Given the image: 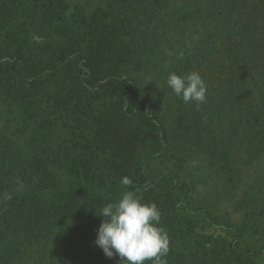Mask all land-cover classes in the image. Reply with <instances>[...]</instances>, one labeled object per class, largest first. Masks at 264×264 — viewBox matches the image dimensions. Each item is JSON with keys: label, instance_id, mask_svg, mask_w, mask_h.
<instances>
[{"label": "trees", "instance_id": "1", "mask_svg": "<svg viewBox=\"0 0 264 264\" xmlns=\"http://www.w3.org/2000/svg\"><path fill=\"white\" fill-rule=\"evenodd\" d=\"M32 2L19 30L0 23V96L22 111L0 132V264L52 244L60 264H119L95 244V211L124 191L161 211L167 264L264 257V0H107L75 21ZM192 71L208 85L199 110L166 83ZM55 107L74 112L62 137ZM193 158L201 177L158 165ZM236 191L247 232L217 213Z\"/></svg>", "mask_w": 264, "mask_h": 264}, {"label": "clouds", "instance_id": "2", "mask_svg": "<svg viewBox=\"0 0 264 264\" xmlns=\"http://www.w3.org/2000/svg\"><path fill=\"white\" fill-rule=\"evenodd\" d=\"M179 58L183 59V53ZM166 83L184 103H195L197 110L207 101L208 85L198 71L170 72ZM121 184L130 186L132 181L124 177ZM95 214L103 217L95 244L106 258L118 256L119 264H167L169 235L160 225L162 213L155 203L143 202L134 191H124Z\"/></svg>", "mask_w": 264, "mask_h": 264}, {"label": "rangeland", "instance_id": "3", "mask_svg": "<svg viewBox=\"0 0 264 264\" xmlns=\"http://www.w3.org/2000/svg\"><path fill=\"white\" fill-rule=\"evenodd\" d=\"M27 2L28 5L26 4ZM53 2L54 5L52 6H49L47 3H44L43 5L44 9H42L41 7V10L46 11V8H49L51 10L54 8L55 11L56 7L61 8L67 13V19H65V21H70L72 20L73 17L81 18L82 16H85L88 19H90L93 16L102 15L104 12H106L107 9V0H53ZM32 4H33L32 0H0V13H1L0 23H2V25L4 24L9 29L19 30L22 27L23 18L27 17L29 14L27 8L30 7ZM9 7H12L13 9L17 10L18 14L12 15L10 18H8L7 9ZM20 15L22 16L21 18ZM5 19H8L7 23H4ZM73 21H75V18H73ZM46 48L47 49L45 50L46 53L45 55L47 59H51L54 53L56 55V51H54L53 45H49ZM56 87L58 86L55 85V89ZM151 95H153V93H150L149 96ZM3 100H5V98L3 99V95H2L0 96V132L6 126L13 127L15 122H17L22 117L20 114L22 113L21 110H18L17 108L15 109L14 106L9 107L7 104L8 102L5 103L3 102ZM45 117L47 121L51 122V127H52L51 132L53 131L52 133L54 135L55 133L56 135L60 134V136L62 137L65 133V128H63L64 122L68 123L69 121H72L74 118V112L72 109L61 110V108L58 107L49 108L48 110H46ZM53 125H55V128L60 125L61 128L53 130ZM199 164L200 163L198 162L197 158H193L192 160H188L187 162L164 160L162 161V164L158 163L161 169L171 168L179 173L193 172L196 175H199L198 177H201V175H203V172H201L202 171L201 168H196V166ZM211 185L212 183L209 181L202 182L200 185H198L197 192L195 194V200L203 201L205 197L209 196V193L211 192L209 186ZM244 187L245 185H243V189ZM233 195L234 197L231 196L228 197L224 201V203L222 204L220 203L219 206H217V208L219 209L217 213L218 215L226 216L225 212L228 213L229 211V215L232 219V222L234 224L240 225L239 227L242 228L244 232H247L248 225L247 223H245L243 212L240 213L237 212L238 209L237 205H239L240 194L238 191H236ZM45 249L46 250L44 252H41L35 256L34 260H32L33 262L30 261L29 263L30 264H60L59 261L55 259V257L58 256L59 245L52 244L51 246ZM251 262L255 264H264V257L257 259V261H254L251 258H247V263H251ZM241 263H244V259L241 262H238V264Z\"/></svg>", "mask_w": 264, "mask_h": 264}]
</instances>
